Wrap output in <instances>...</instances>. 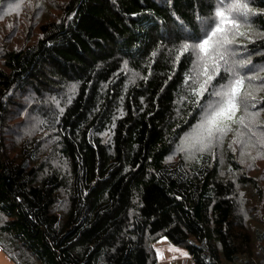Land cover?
Returning a JSON list of instances; mask_svg holds the SVG:
<instances>
[{
  "label": "trees",
  "instance_id": "obj_1",
  "mask_svg": "<svg viewBox=\"0 0 264 264\" xmlns=\"http://www.w3.org/2000/svg\"><path fill=\"white\" fill-rule=\"evenodd\" d=\"M28 1L0 0V26ZM31 1L45 20L25 44L0 28V251L12 264H157L164 238L194 264H264V176L229 148L172 155L206 136L210 93L230 79L221 62L197 97L204 77L185 84L195 57L176 59L191 42L180 22L202 37L197 15L213 17L218 0ZM251 5L229 66L251 61L238 71L254 79L228 123L264 136V0Z\"/></svg>",
  "mask_w": 264,
  "mask_h": 264
},
{
  "label": "snow or ice",
  "instance_id": "obj_2",
  "mask_svg": "<svg viewBox=\"0 0 264 264\" xmlns=\"http://www.w3.org/2000/svg\"><path fill=\"white\" fill-rule=\"evenodd\" d=\"M168 2L171 3V0H168ZM16 7H19V5ZM256 15H258V12L253 10L251 0H218L213 17L203 18L197 15V20L201 24L202 37L196 35L183 21L180 22L187 32L184 37L185 41L191 42H185L180 45L178 49L179 55L176 59L179 60L180 56L189 52L195 57L193 60V74L186 75L185 84L187 85L189 81L195 84L200 80L201 76L204 77L198 88H191L192 94L197 97H203L208 92L211 82L220 72L221 62H223L225 70L230 74L227 84L221 85L219 90L210 93V95H214L219 99L209 102L205 109V116L200 127L206 133V136L200 138L198 141L200 143L207 140L210 144L216 133H220L222 136L230 131L231 128L228 121L233 120L241 106H245V112H247L246 102L241 101V91L245 87L246 80L250 82L254 77H246L238 69L246 67L251 61H240L239 63L233 61L231 66H229L231 57L229 45L234 40L232 30L238 29L241 26V22L247 23L251 17ZM213 23L215 24L214 27ZM237 35L243 36L244 33H237ZM155 54L153 52V55ZM201 66H203V72L199 71ZM255 79L260 78L255 77ZM261 83L264 84V80ZM72 90H75V86L72 87ZM69 100H71V97H69ZM196 103L199 104L200 101L197 100ZM60 112L63 113V108L60 109ZM255 115V113H251L253 119ZM246 118H242L240 123L248 127L245 124ZM249 131H252V129L250 128ZM252 134L255 135L256 133L252 131ZM261 143L264 144V138H262ZM253 159H256V157ZM183 255L186 256L187 253H183Z\"/></svg>",
  "mask_w": 264,
  "mask_h": 264
},
{
  "label": "rangeland",
  "instance_id": "obj_3",
  "mask_svg": "<svg viewBox=\"0 0 264 264\" xmlns=\"http://www.w3.org/2000/svg\"><path fill=\"white\" fill-rule=\"evenodd\" d=\"M16 21V25L10 27L11 23V15L4 16L1 20L4 22V25L0 26V28H13L17 30V36L14 41V44L18 43L25 44L27 41V32L29 29H32L36 32L37 25L45 20L41 16H37L35 13L34 2L31 0L27 3V8L20 12V15H16L14 18ZM19 19H21V23H19ZM18 120H23L26 123V126L30 127L31 116L30 115H22L18 118ZM257 122V121H256ZM29 129H32L30 127ZM256 134L252 133L244 136L242 133H235L232 131H228L224 139H217L213 137L212 142L209 144L208 142L205 144H201L196 150H194L198 146L197 135L194 133L192 136L186 139V147L180 146L179 148H174L172 155H176L178 151H182L186 154H192L195 152H202L206 147L209 149L214 148L218 152L223 150L224 148H229V150L233 151L237 155V164L240 166V170L245 173L247 176H255V177H263L264 176V144L261 143L262 138L264 136L260 133L256 128L253 130ZM207 145V146H205ZM194 150V151H191ZM259 154V155H258ZM256 157V159H253ZM264 186V185H263ZM260 199H264V191L261 192ZM264 217V213L262 214ZM163 240H166L163 238ZM158 241L156 244H158Z\"/></svg>",
  "mask_w": 264,
  "mask_h": 264
},
{
  "label": "crops",
  "instance_id": "obj_4",
  "mask_svg": "<svg viewBox=\"0 0 264 264\" xmlns=\"http://www.w3.org/2000/svg\"><path fill=\"white\" fill-rule=\"evenodd\" d=\"M160 241L158 244H156ZM155 243L157 264H194L188 252L169 241L160 239ZM178 250V251H177ZM187 253V255H183ZM0 264H12L10 260L0 251Z\"/></svg>",
  "mask_w": 264,
  "mask_h": 264
}]
</instances>
